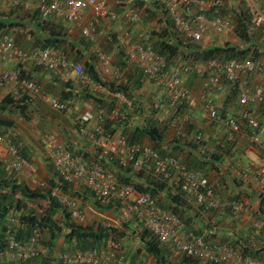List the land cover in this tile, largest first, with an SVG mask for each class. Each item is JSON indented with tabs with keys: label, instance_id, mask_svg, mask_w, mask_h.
I'll use <instances>...</instances> for the list:
<instances>
[{
	"label": "built area",
	"instance_id": "obj_1",
	"mask_svg": "<svg viewBox=\"0 0 264 264\" xmlns=\"http://www.w3.org/2000/svg\"><path fill=\"white\" fill-rule=\"evenodd\" d=\"M26 1V0H25ZM38 10L41 19L61 20L71 27H80L82 36L87 40H97V25L95 22H84L86 13L94 17V21L107 24L136 23L140 20V12L125 8L118 12L109 0H31ZM168 9L176 29L184 36L195 41H201L206 32L214 31L220 34L230 33L232 22L228 17L219 14L209 16L206 11L213 5L221 4L222 0H154ZM250 16L253 28L264 30V0H240ZM203 10L201 12H198ZM114 40L126 49L129 60L135 63L142 74L143 81L151 83L152 106L157 112H164L166 117L176 124V132L184 137L189 136L184 130L182 121L175 115V106L180 103L190 108L200 107L210 122L222 126L224 137L236 141V133L244 128L245 122L252 126L254 132L249 137L246 149L256 151L257 162L246 164L242 176H255L258 181L260 202L264 204V142L257 131L258 122L252 116V104L264 105V84L252 85L258 69L256 60L252 57L243 59L222 60L211 59L201 65L196 64L200 73L207 74L206 85L211 92L197 96L184 83L185 77L194 69L189 60L169 61L163 54L145 45L135 37V32L121 28L114 33ZM99 62L109 67L114 60L115 51H106L95 46ZM0 85H15L25 90L28 95L40 93V86L34 77L23 75L29 68H42L50 71L60 81L77 78L80 81L93 83L85 74L84 64L71 59L65 50L53 47L27 48L19 45L12 33L0 35ZM205 66V67H204ZM238 92L240 112L238 115L223 114L220 105L213 95L226 91V84ZM113 95L121 104L130 107L131 102L122 92ZM52 108L60 112H73L72 106L56 95L45 94ZM127 114L124 108L115 106L110 109L101 108L96 112L84 110L76 116L80 124L79 133L87 137L92 144L100 147L105 156L118 158L122 165H132L136 170H144L156 176L172 179L178 177L179 187L185 196L192 199L197 206L207 210H230L234 215H240L247 210L244 199L224 197L210 183L208 177L199 170L190 169L174 155H162L148 143H133L129 146L127 136L108 130L107 123L111 121L124 122ZM193 137L202 140L205 133L198 131ZM47 155L60 178L71 185H85L94 193L96 201L104 206H112L123 213H131L132 218L144 228L150 230L170 252H183L203 261H213L219 264H264V261L243 253L230 245L208 244L200 235L190 231L184 221L175 213L161 207L157 197L151 192L140 191L134 184L122 183L115 172L105 163L96 161L88 163L82 156L75 155L65 142L54 136L44 140ZM0 159L3 168L8 173L27 175L35 187L49 188L51 196L66 206L71 216L78 222L85 220L82 199L64 190L60 185L49 186L34 173L33 163L25 157L16 143L0 133ZM4 190V189H3ZM22 212L11 208L5 216L4 235L0 236V264H33L34 260L45 256L47 248L44 244V231L41 227L30 226L25 236H20ZM106 221L108 225L118 226L117 220ZM257 224H262L261 221ZM25 226V225H24ZM0 224V233L2 232ZM126 237L110 240L105 244L88 248H76L72 252L54 248V253L44 264H159L155 258L138 259L129 252ZM131 251V250H130ZM142 260V261H141Z\"/></svg>",
	"mask_w": 264,
	"mask_h": 264
},
{
	"label": "trees",
	"instance_id": "obj_2",
	"mask_svg": "<svg viewBox=\"0 0 264 264\" xmlns=\"http://www.w3.org/2000/svg\"><path fill=\"white\" fill-rule=\"evenodd\" d=\"M109 1L111 3L112 1H117V3L120 5V8H113L118 12H122L126 8L122 5L123 3H140L141 6H144L146 19L143 22H145V24L143 23L141 25L138 23L140 22L139 20L136 23L126 22L125 24H121L122 27L132 31L141 25V30L136 35L139 36L138 38L136 37L138 40L143 42L145 45H150L154 50L163 54L171 62L176 60L191 61L190 64L194 71L190 76L196 77L202 74L201 76L204 77L205 75L206 83L208 73L205 70H202L199 73L197 71L198 68L196 64L201 63V65H205L207 61L214 58L228 60L233 58L243 59L249 56L254 58L256 61L258 59L264 58L262 57L264 55V30L262 28H253L245 5L240 0H222L221 4L213 5L209 11H206L209 16L212 14H219L221 16L228 17L232 22V30L229 34L234 35L235 33L237 35L236 37L238 38V40L233 43L229 37H227L224 41H221L219 38L215 37V40L211 41V44L209 43L210 45L201 44V41L203 39L205 40V34L201 41H195L191 37L184 36L181 32H179L174 25L168 9L165 8V6L160 5L157 1ZM229 1H231L230 4H228ZM24 2L26 1L0 0V35L4 33H12L15 38L17 37L16 33H18L19 37L23 35L27 37L29 41H31L26 46H24L27 48L53 46L67 51L71 59L80 61L84 64L85 74L93 82L95 81L97 84H101L103 87H105L109 93H115L119 91L124 95H134L138 88L142 86L143 79L140 69L135 63L129 60L124 47L117 44L116 49H118L119 55L117 54L118 56L116 61H112V63H116L117 66H114L113 64L110 65H113L112 74H115V76L113 79H104L98 71L94 59L83 61L82 58H84V54L81 53V48L79 49V47H77L76 50L78 54H75V45H72V41L70 40V30L68 24H65L61 20L41 19L39 11L35 10L32 5L27 6ZM201 11L203 10L198 12ZM155 15L158 16L157 21L159 26L149 32L145 30L144 27L147 25L148 18H152ZM97 22H100V24L104 23L102 21H96L95 24ZM21 29H23L22 33L20 32ZM214 33L219 36L229 35L228 33ZM78 41L85 49L92 47V43L82 35L78 37ZM263 69L264 67L262 68L260 65H258V72H264L262 71ZM36 70L44 72V70L46 71L47 69L37 68ZM22 74L27 75L26 71H23ZM49 74L54 79V85L48 84L49 86L47 85L46 89L51 90V88H53L55 95H57L60 99L67 101L73 109L76 108L75 106L77 105V102H85L84 99L86 98H90L94 102L96 101L95 104L100 109L103 107H105V109H110L112 107L119 106L120 101L114 95L113 96L115 98H113L112 95H106V93L102 94L101 96L97 95V93H91V85L87 82L80 81V88H75V78L70 79L69 81H60L50 71ZM187 78L188 76L185 77V79ZM192 78L194 77H191V79ZM252 85H254L253 82ZM206 88L207 89L205 92L210 93L212 89L207 85ZM79 89H81V91H78ZM224 93L226 94V97L223 99V102L221 101V105L219 104V108L222 110L223 114H227L229 105L232 104L239 106L238 92L232 88L231 84L227 83L226 91ZM217 97L218 96H216V98ZM216 98L215 101L217 103L218 99ZM31 99L32 97L21 88L16 90L15 93L10 92L3 95V97L0 99V126H4L6 128L13 127L15 125V121L10 116L17 115L18 113H21L22 115L26 114L28 110V104L31 103ZM257 105L263 107L259 109L264 111V105L262 104H252L251 107ZM120 107L123 108L122 106ZM175 107V115H177L180 120H183L182 123L184 130L191 137H180L181 135L170 137L171 139L164 137V131L160 129L158 121L151 119L149 116L147 117L148 120L144 119L141 123L135 125V128L131 132L130 136L124 132L122 133L127 136L126 138L129 141V146H131L133 143H143L145 139H149L151 142L150 145L159 153L162 155H174L178 157L181 162L187 165L190 169L202 171L204 166L210 165L211 168L216 169L219 174L220 172L223 174L222 171L225 169L223 167L224 160L231 157L233 158L232 151L238 149L239 142L229 141L222 134L224 140L220 141V139H216V141H219L214 145L215 151L211 153L204 152V156H200V153L203 151V148L207 143V139L204 137L202 140H198L193 137V135L198 131H204L189 130L191 129V123H189L188 128L187 120L185 119V115H189L191 110L195 108L192 109L184 103H180V105ZM125 109L127 119L124 122H115L110 120L107 123L109 131H117L121 125L130 123L129 121H131V117L137 118H134L133 120H138L142 114V108L138 106L137 103H134L133 109L130 111L127 110V108ZM250 111L252 110L250 109ZM166 116L167 114H165L163 122L167 124L168 128L172 130L174 129V131H176L177 125L171 121L170 117ZM252 116L255 117L258 122L259 129L257 131L260 132L262 129L264 131V121L254 114H252ZM206 118L209 120L208 117ZM73 124L74 129L79 133L80 124L76 122V117H74ZM243 129H245V131L249 134L254 132L252 126L247 124V122H245ZM176 133L174 132L175 135H177ZM208 138L211 139V137ZM81 139L84 142L82 144L83 146H81L79 150H75L71 144L68 145L66 142L65 144L75 155L82 156L88 163L96 161L105 163L115 172L120 182L134 184L140 191L151 192L154 194L157 197L158 203L161 205V207L178 215L184 221L186 227H188L187 224L190 223L192 216L194 217V214L188 209H193L192 211L195 212L196 216L200 214L205 215L210 211H222L220 209L207 210L197 206L192 199L185 196V193L181 190V187H179V180L177 176H174L172 179H170L161 175H153L151 173L145 172L144 170H136L130 164L124 166L121 164L118 158L113 157L110 159L109 157L105 156L102 152V149L92 144V141L87 137H81ZM16 145L18 146L17 143ZM86 145H92V148L95 150L97 156H91L89 152L85 151ZM19 149L25 157L29 158L25 150L21 149L20 147ZM244 150L246 149H243V154L245 153ZM182 152H185L186 156L184 154L183 157H181L180 155H182ZM237 159L240 161L238 162L239 167L241 168H238V170L241 173V170L246 165V163L244 164L245 161L243 157H238ZM49 168L51 172L50 180L48 181L49 186L60 185L64 190H67L74 196L81 197L82 204L87 203V201H90V199H93V205L101 212L105 213L114 209L112 206H104L100 204V202L96 201L94 193L88 187L82 189L83 191L81 192L77 191L74 189L73 185L63 181L60 176H58L53 165H51ZM53 171L54 173L52 174ZM202 172L207 177H209V173H205L204 171ZM240 173L238 176H232V178L235 179L234 182H236V184H240L239 179L242 178V173ZM159 193H163L164 197L160 198L158 196ZM231 197H235L237 199L240 198L239 195H231ZM28 201L47 202L46 205H40V207L34 210L32 209L28 213L22 212L21 216L22 223H24L25 226L23 225L20 227V236L27 235L30 226H39L44 231L43 242L47 248V253L45 256L43 255L40 258L35 259L33 264L46 263L49 258L53 256L55 247H60L62 251L72 252L76 248L88 249L105 244L110 240L125 237L139 242V247H137L135 251L136 254H144L146 257H152L153 259L155 258L159 264H219L213 261H203L197 257L187 255L186 253L180 251H167L150 230L144 228L141 224H139V222H135L136 220L134 219L124 220L120 226L108 225L105 220L88 223L78 222L71 216V213L66 206L62 205L51 196L49 188L29 187L25 183V180L19 179L16 173H8L5 171L2 160L0 159V224L2 225L3 230L0 233L1 237L4 235V231L6 230L5 216L7 212L11 208L21 210ZM84 205L85 204H83V206ZM225 212L231 213L230 210H225ZM258 212L261 213V217L259 218V213H256V217H258L257 220L261 221L262 225L260 226L261 229L259 227L255 228H258L264 232V216H262L264 213V204L262 202H260ZM188 229L190 228L188 227ZM190 231L200 235L208 244L212 245V243L206 239L204 235L198 233V230L190 229ZM60 239L62 242L59 246ZM243 253L249 254L254 258H261L264 256V247L255 250L245 249ZM142 257L143 256L139 257L136 255L135 258L139 259Z\"/></svg>",
	"mask_w": 264,
	"mask_h": 264
},
{
	"label": "crops",
	"instance_id": "obj_3",
	"mask_svg": "<svg viewBox=\"0 0 264 264\" xmlns=\"http://www.w3.org/2000/svg\"><path fill=\"white\" fill-rule=\"evenodd\" d=\"M112 2H116V1H112ZM24 3L27 6L33 5V1L31 0H26V2ZM93 19L94 17L90 13H86L84 16V22L87 24L90 23L91 21L96 22ZM96 24H98L97 26L99 27L106 25V23L100 24V22H97ZM68 27L70 30L69 32L70 40L72 41V45H75V50H74L75 54L76 55L78 54L76 52L77 47H79V49L81 48V53L84 54L83 55L84 58H82L83 61L94 59L96 63V67L100 72L101 76L104 79H113V77L115 76V74H112L113 65L109 67L102 65L99 62V60L96 58V53L94 52H95V46H98L103 50H105L104 47L106 49L108 48L107 50L115 51L114 59L116 61L117 56L119 55L118 49H116L117 43L115 42V40H113V38L110 35L111 32L114 31L115 33L116 30H120L121 28H123L122 25H117V24H111L110 26L106 25L102 30L105 39L104 45H102V39H99L100 35L98 34L97 40L95 42L90 41L92 43V47L86 49L80 44V42L77 39L79 37L77 36L79 35V31L77 33L75 28L80 29V27H71L70 25ZM22 30L23 29L20 30L21 33ZM132 31L137 33L136 29ZM16 35H17L16 37L17 43L23 47L26 46L29 42H31L27 37L23 35L21 37L18 36V33H16ZM209 43L211 44V41H209ZM209 43H208V39L205 38L203 44L210 45ZM256 63L263 68L264 58L258 59ZM3 66L9 67L11 65L10 64L2 65L0 63V69H2ZM36 69L37 68H29L26 70V72L32 77H34L36 81H38V84L40 86V93L31 96L32 97L31 103L28 104V110L26 114L22 115L21 113L20 114L18 113L17 115H15V117H13V120L15 121V125L10 128L0 126V133H3L6 136L13 139V141L16 142L21 149L26 151L28 157L35 161V162L33 161V163L35 165V169H37L36 173L38 171L37 174L41 173L48 175L51 173H50V168H48L47 164L44 162V157H43L44 153L35 151L38 150L37 144H39L40 139L44 141L46 138L50 136L58 137L62 139L64 142H66L68 145L71 144L75 150H79V148L83 146L82 144L84 141L81 139L82 136L74 129V124H73L74 117H76L79 114V112H82L83 109L85 108L90 109L92 112H96L100 108L96 106L95 104L96 101L94 102L92 99L86 98L84 99L85 102H79V103L77 102V105L75 106L76 108L73 109V112L68 111L66 113H63L55 110L45 99L46 98L45 94L55 95L53 88H51V90L46 89V86L48 84L54 85V79L50 76L49 71L44 70L43 72V71H38ZM190 75H188V78H190V82H191V77H195V76H190ZM72 79H74V77ZM194 79L192 81H194ZM199 81L201 80L199 79ZM187 82L188 81H186V84L189 86L187 87L190 90L194 91L200 96L205 94L203 91L204 88L201 91H196L194 90V87L190 86V82L189 83ZM79 83H81L80 80L75 78V88H80ZM253 83L254 85L264 84V72L257 71L253 78ZM89 84L91 85V89H90L91 93H97V95L99 96L106 93V95L113 96V93H109V91L106 90L105 87H103L101 84H97L95 81ZM153 88L154 86L151 83H149L148 86L142 84V86L138 88L137 92H135L134 95L127 94L126 96L131 102L130 107L121 104V101L119 100L120 101L119 106H122L123 108L125 107L129 111L133 109L134 103H137L138 106L142 108L141 109L142 114L140 118H138V120H133L135 117H131V121H129L130 123L126 125H121L120 128L117 130L118 132L120 133L124 132L125 134L130 136L131 132L135 128V125L141 123L144 119L148 120L147 117L150 116L151 119L158 121L160 125L159 126L160 129L164 131V137L180 136L178 133H176V131H174V129L172 130L168 128L167 124L163 122L165 118L164 112H157L153 109L152 107ZM18 89H19L18 86L10 85V84L0 86L2 96L10 92L15 93V91ZM3 91L5 93H3ZM78 91H81V89H79ZM213 96L215 98L216 96H218L219 98H221L220 101L223 102V99L226 97V94L224 93L223 90L222 92H219L218 95H213ZM113 98L115 97L113 96ZM125 108L124 110L126 111ZM259 108H263V107L259 105L251 107L250 108L252 110L251 113L264 121V114H263L264 111L260 110ZM240 110H241L240 108H237L235 107V105L231 104L228 107L227 114H232L235 112L234 115H238ZM206 117L207 116L205 115L203 110L200 109V107H196L195 109L191 110V113H189V115H185L188 128H189V123H191V129L189 130L191 131L203 130L205 132L207 143L205 144L203 151L200 153V156H204V152L211 153L215 151L214 145L217 144V142L219 141V140L216 141V139H220V141L224 140L222 137V134L224 135L222 126L212 121L210 122L209 120L207 121L204 120V118ZM174 132L177 135H175ZM259 133L261 140L264 142L263 129L260 130ZM250 135L251 134L246 132L245 129H242L241 131L236 133L237 142H239L238 149L232 151L233 158L231 157L224 160L223 167L225 169L224 171H222L223 174H221L220 172L221 174L220 175L216 171V169H212L210 165L204 166V168H202V171H204L205 173H209L208 178L210 179V181L212 180L217 183L214 186L221 192L222 196L231 197V195H239L240 198L246 201L247 210L240 215H233L225 211H210L205 215L200 214L196 216L195 212L192 211L193 209L192 210L188 209L191 213L194 214V217L192 216L193 219L191 218L192 221L190 220V223L187 224V226L190 229L198 230V233L204 235L205 238L208 239L213 245L216 244L230 245L242 252L245 251V249L255 250L264 247V232L260 230L261 229L260 226L262 224H257L259 220H257L258 217H256V213L257 214L259 213L258 210L260 206V193L258 190V181L256 177L253 175L248 177L241 176L242 178L239 179L240 184L239 183L236 184V182H234L235 179L232 178V176L234 175L238 176V174L240 173L238 168L241 167H239L240 161L237 159L238 157H243L245 161L244 164L257 162L259 160V156L256 151L246 149L250 142L249 140ZM180 137H184V136H180ZM188 137L191 136L189 135ZM208 137H211V139H209ZM145 142L148 144L151 143L149 139H145L144 143ZM92 147H93L92 145H86L85 151L89 152L91 156H95L96 152ZM244 148L246 150H244L245 153L243 154ZM184 154L185 152H182V155L180 156L183 157ZM214 177L216 178L214 179ZM73 187L75 190L80 192L83 191L82 189L87 188V186L85 185H73ZM158 196L161 198L164 197V194L159 193ZM92 201L93 199H90V201L88 200L87 203H83L85 204L84 206L86 209H92L91 208L92 206H90V204L93 203ZM86 205H88V207ZM95 212H97L96 209ZM107 213L108 212L101 214V212H98V215L106 216ZM262 216H264V213L262 214ZM260 217H261V213H259V218ZM255 227H259L260 229ZM127 239H129L128 237H126V241L129 242ZM127 242L126 245L129 248V252L131 253L133 252L132 254H134L136 257L137 254L135 253L134 248H132V244L130 245ZM141 256L143 255L141 254ZM140 259H145V258H140ZM260 260L264 261V256L261 257Z\"/></svg>",
	"mask_w": 264,
	"mask_h": 264
},
{
	"label": "rangeland",
	"instance_id": "obj_4",
	"mask_svg": "<svg viewBox=\"0 0 264 264\" xmlns=\"http://www.w3.org/2000/svg\"><path fill=\"white\" fill-rule=\"evenodd\" d=\"M234 1V0H233ZM230 2L231 1H229L228 2V4H230ZM113 3V7L114 8H120V5L117 3V1L116 2H112ZM124 7H126V8H128V9H135V10H137V11H139L140 12V17H141V19H140V22H138V23H140L141 25L144 23L145 24V22H143V21H145V19H146V12L144 11V9H145V7L144 6H141L140 5V3H123L122 4ZM141 7V8H140ZM157 19H158V16L157 15H155V16H153L152 18H148V20H147V25L144 27L145 28V30H147V31H151L152 29H155V28H157L158 26H159V23H158V21H157ZM96 25H98V24H96ZM106 25H111V24H107L106 23ZM105 25V26H106ZM141 25L136 29L137 30V33L135 32V37H139V36H136L137 34H138V32L141 30ZM105 26H102V27H99V26H97V33L100 35L99 36V39H102V45H104V36H103V33H102V30H103V28L105 27ZM75 30H76V32L78 33V31H79V35H77V36H81V31H80V29H77V28H75ZM142 30H144V29H142ZM112 38H113V40H114V31L113 32H111V35H110ZM237 35L234 33V35L233 34H229L228 36H226V35H221V36H219V35H217V34H215L213 31H210V32H206L205 33V38L206 39H208V43H209V41H213V40H215L214 38L216 37V38H219L221 41H224L227 37H229L230 39H231V41L233 42V43H235V41L236 40H238V38L236 37ZM141 38V37H140ZM78 39V38H77ZM204 39L201 41V44H203L204 43ZM101 42V41H100ZM104 49L105 50H107L105 47H104ZM108 51V50H107ZM95 53V52H94ZM262 57H264V55L262 56ZM97 58V57H96ZM115 60H113V62H114ZM113 64V63H112ZM114 66H117V64L115 63V64H113ZM262 71H264V69L262 70ZM202 74H200L199 76H197V78L196 77H194V78H192L191 79V82H190V79H186L185 80V82L186 81H188L187 83H189L190 82V86H192V87H194V90H196V91H201L203 88H204V93L205 94H207L205 91V89H207L206 88V77H205V75H204V77L203 76H201ZM205 78V79H204ZM194 79V81H192ZM199 79L201 80V81H199ZM199 81V82H198ZM143 84L145 85V86H148L149 85V83L148 82H146V81H143ZM186 86H188L187 84H185ZM1 86V85H0ZM43 87V86H42ZM189 87V86H188ZM44 88H45V86H44ZM3 93H5L4 91H3ZM195 93V92H194ZM198 97L200 96V95H198L197 93H195ZM3 96H2V94H1V90H0V99L2 98ZM218 99V101H217V103L218 104H220L221 105V98H217ZM235 107H237V108H240V106H235ZM83 109V108H82ZM84 110H90V109H83V111ZM232 113V112H231ZM232 114H235V112L234 113H232ZM10 117H15V115H11ZM204 120H206L207 121V118H204ZM168 138H170V137H168ZM37 148H38V150H35V151H37V152H42V153H44L43 154V157H44V162L47 164V167L49 168V167H51V165H53L52 164V162H51V160L49 159V157H48V155H47V150H46V148H45V144H44V141H42L41 139H40V142H39V144H37ZM32 163H33V161L34 160H32L31 158H28ZM35 162V161H34ZM33 165H34V163H33ZM36 170L37 169H35V165H34V173L36 174V176L38 177V178H40L41 180H44V181H49L50 180V176H51V174H37L38 173V171H37V173H36ZM51 173V172H50ZM54 173V171L52 172V174ZM18 177H19V179L20 180H25V183L29 186V187H31V188H36L35 187V184L31 181V177L30 176H28V174L27 175H18ZM216 177H214V179H215ZM211 183L213 184V185H216L217 183L215 182V181H212L211 180ZM48 184H49V182H48ZM81 198V197H80ZM46 201H28L24 206H23V208H22V210H23V212L24 213H28L30 210H34V209H37L38 207H40V205H46ZM87 207H88V205H86ZM90 206H92L91 208L92 209H86L85 208V206H84V214H85V220L84 221H82V223H88V222H93V221H111L110 219H115V220H117V225L118 226H120V225H122V223L124 222V220H129V219H133L132 218V215H131V213H123V212H121V211H119V210H117V209H113V210H109V212L107 213V215L106 216H99L98 215V212H101L98 208H96L94 205H93V203L92 204H90ZM95 209L97 210V212H95ZM86 210H88V211H86ZM104 212H101V214H103ZM136 222V221H135ZM129 242H127V243H129L130 245L132 244V248H134V251H136V249H137V247H139V242L138 241H133L132 239H127ZM62 242V240L60 239L59 240V246H60V243ZM60 248V247H59ZM139 257H141V254H137Z\"/></svg>",
	"mask_w": 264,
	"mask_h": 264
}]
</instances>
